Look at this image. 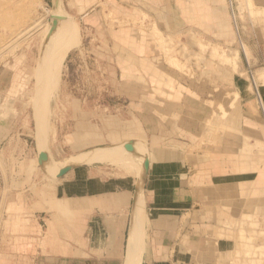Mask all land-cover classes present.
<instances>
[{
    "label": "rangeland",
    "instance_id": "374dc122",
    "mask_svg": "<svg viewBox=\"0 0 264 264\" xmlns=\"http://www.w3.org/2000/svg\"><path fill=\"white\" fill-rule=\"evenodd\" d=\"M197 1L204 6V0ZM95 2L93 12L100 15L94 30L72 17L80 41L63 59L47 100L41 136L45 135L42 145L52 166L62 168L79 159L83 161L79 167L101 179H112V169L124 174L128 170L108 157H97L103 162L80 157L112 145L116 138L112 131L124 128V120L119 122L116 112L124 113L128 100L137 103V114L142 101L150 116L175 110L178 117L181 114L189 120H174L176 125L198 129L197 140L183 137L190 144L189 151L205 153L229 189L223 202L213 206L201 223L182 221L178 242L186 248L185 255L209 256L212 264H264V79L258 74L264 70V0H213L212 10H194L195 19L189 9H181L182 25L174 35L161 32L163 27L154 22L156 10L138 6L131 11L125 0ZM40 4L38 0H0V264H37L36 256L38 264H44L45 253L52 252L38 243L44 234L28 221L23 208V200L58 173L46 170L37 158L43 142L38 139V126L35 130L36 120L34 124L38 59L50 12ZM63 4L62 11L69 13L72 0ZM158 12L164 16L166 10ZM155 28L161 30L168 51L155 37ZM116 30L135 35L132 45L138 54L131 59L141 61L149 56L167 72L149 76L139 63L134 67L138 77L133 79L132 89L111 90L115 70L119 88L124 81L119 58L113 54L125 40L112 36L111 41L109 36ZM128 44L125 47L131 48ZM121 92L129 97L123 98ZM184 106L190 114L183 113ZM198 109L208 112L207 120H199ZM131 129L134 131L133 126ZM130 141L136 142L134 150L118 147L143 161L145 148L137 140ZM44 223L40 221L42 227ZM142 252L143 243L140 264Z\"/></svg>",
    "mask_w": 264,
    "mask_h": 264
},
{
    "label": "crops",
    "instance_id": "0c3cea01",
    "mask_svg": "<svg viewBox=\"0 0 264 264\" xmlns=\"http://www.w3.org/2000/svg\"><path fill=\"white\" fill-rule=\"evenodd\" d=\"M39 1L41 8L51 7L52 0ZM95 1L98 0H72L73 8L66 15L83 20L88 30L92 31L100 15L99 12H93L98 4ZM125 1L126 8L131 11L138 6L152 12L156 10L157 20L154 22L163 27V31L160 30L163 34L167 30L172 35L180 31L181 9H189L195 19L197 14L194 10L214 8L213 0H204V6L198 5L197 0ZM165 2L169 5H164ZM63 3L64 0H61V8H64ZM161 9L166 10L164 16L158 12ZM109 36L111 41L112 36L125 40L124 46L119 45L113 54L119 58L120 74L124 81L119 88L118 71L114 69L112 74L115 79L111 81V90L132 89L133 79L138 77L134 74V67L139 66V63L145 67L144 71L148 75L152 72H167L150 61V53L141 61L130 58L138 54L133 51L137 39L131 32L110 31ZM127 42L131 48L125 47ZM109 45L112 56V44ZM127 97L123 94V98ZM126 103L124 113L120 110L116 112L117 120H124V128L112 131V136L116 137L112 144L132 138L147 150L149 156V171L141 191L144 238L141 264H212L209 256L202 257L196 252L185 255L183 250L186 248L178 242L180 224L183 220L192 224L201 223L207 212L218 203L221 204L229 193L226 188L228 182L221 180V176L213 171L205 153L189 151L190 144L183 137L197 140L198 129L192 130L189 124L184 123L176 125L174 120H186L181 118V114L178 117L173 110L150 116L143 110V101L140 104L141 113L137 114V103L133 100ZM182 109L183 113L189 111L190 114V109L185 106ZM122 114L123 118L120 117ZM207 114V111L199 110V120H207ZM123 171L124 174L112 169V179H101L78 167L60 180L45 183L35 190L30 199L23 200V208H26L24 216L38 227L37 231L44 234L38 243L44 244L46 251L48 248L52 251L45 253L42 263L124 264L136 176ZM40 221L45 222L43 227ZM34 259L38 264L39 256Z\"/></svg>",
    "mask_w": 264,
    "mask_h": 264
},
{
    "label": "bare ground",
    "instance_id": "6f19581e",
    "mask_svg": "<svg viewBox=\"0 0 264 264\" xmlns=\"http://www.w3.org/2000/svg\"><path fill=\"white\" fill-rule=\"evenodd\" d=\"M47 14H48L47 19L45 20L46 21L45 24L47 23V32H46L47 35L50 32L52 24H53L52 17H61L62 19L57 21V25H56L54 31L52 32V34L49 38H47V36H46L47 40L45 39V42L41 38L42 41L44 42V45H43L44 47H43L42 53L40 50L41 59L40 58L38 59L39 60L38 67L40 65V73H39L40 75H39V83H38V93H36L37 97H36V101H35L36 102V108H35L36 109V114H35L36 119L34 117V124H35V120L37 121V123H36L37 125H35V130H36V126H38V134L37 135H38L39 140H41V139L43 140L45 137V135H44V137L42 138L43 133H45V132H43L44 128H42V125H43L42 121H44L43 119L45 117V114L47 113L46 109H47L48 97L50 96L51 91L54 90V88L57 84V81H58V74H59V69H60L61 63H62L63 59L66 57V55L68 54L69 50L71 48H73L75 46V44L80 41V40H78V28L76 26L77 25L76 22L71 17L64 14V12L62 11L60 2L58 4L57 9L54 12L52 11V9L50 7V12ZM143 17H145V16L143 15ZM154 34H155V37L157 36V38L160 40V42L162 44L161 46H163V49L168 51V49H167L168 47L162 41L160 31L155 28ZM176 64H177V62H176ZM258 74H259V78L264 79V70H261ZM261 105H263V108H264V104L262 103V101H261ZM42 129H43V131H41ZM44 140H43V142L39 143V145H40L39 149L41 150L40 151L41 154L39 155V153H38L37 158L38 159L41 158L40 159L41 163H39V162L38 163L42 164V162H44V164H42V166L46 170H48L50 172H56V171H59V169L61 170L62 168H64L66 165H68L70 163H74V162L81 163V162H83V161H79V159H76L75 161L67 162L66 164H64V166L62 168H59V167L57 168V167L52 166V162H51L52 160L50 161L51 158L47 157V154H46V153H48V151L46 149H44L46 146L44 145L45 146L44 147L42 145V143L45 142ZM126 142H128V141H126ZM132 142H134V141H132ZM122 143L123 142L117 143V144H112L114 147H110V148H106V149L105 148H98V149H95L92 151L84 152V153H82V155L84 154L85 157H80V158L83 159L84 161L90 160V159H93V161H94V160H96L97 157H105L107 160H108V158H110L112 160V162L111 161H109V162H111V163L114 162V163H116V165H120V167L122 166L124 169L128 170L129 172L135 173V176L138 178V180H137L138 185H136V187H138L140 184V178H141V175L143 172L144 158L146 157V155H148V152H147V150H145L146 153L144 154L143 161H141L139 158L133 156L131 153H129L125 149L120 148L118 146H115V145H119ZM134 144H136V142H134ZM131 149L134 150V146ZM96 154H98V155H96ZM48 156H50V155H48ZM97 159L99 160L98 162H100V160H101V162L104 161V160H102V158L101 159L97 158ZM40 168L44 172L45 175H48L47 172L44 169H42L41 165H40ZM50 178H53V177H50ZM141 195H142V193L139 190L137 193V196H136V207H135V215H134V220H133V227H132V231L130 233V238L128 241V247H127V252H126V256H125L126 258H125L124 264H140V249H141V246H142V243L144 240L143 239V229H142V226H143V214H142L143 209L142 208L143 207H142ZM133 197H134V194H133Z\"/></svg>",
    "mask_w": 264,
    "mask_h": 264
},
{
    "label": "water",
    "instance_id": "95a60500",
    "mask_svg": "<svg viewBox=\"0 0 264 264\" xmlns=\"http://www.w3.org/2000/svg\"><path fill=\"white\" fill-rule=\"evenodd\" d=\"M60 1L61 0H52L51 9H52L53 12L57 9L58 4H59ZM52 19H53V24H52L50 32L47 35V38H49L51 36L52 32L54 31V29H55V27L57 25V21L61 20L62 18L61 17H52ZM47 38H46V40H47ZM40 59H41V56H40ZM115 146H122L125 149L129 150L130 148H133V146H135V144L132 141H128V142H123L122 144L115 145ZM110 147H114V146L110 145V146H106V147H103V148L106 149V148H110ZM40 163H41V161H40ZM42 164H44V162H42ZM80 164L81 163L74 162V163H70V164L66 165L64 168L59 170L58 173L52 179L53 180H60L66 174H68L72 170H75L76 168H78L80 166ZM148 171H149V156L146 155V157L144 158V162H143V172H142V175H141V178H140V184L135 189L134 197H133V201H132L130 224H129V233H128V241H129L130 233H131L132 227H133V220H134L135 207H136V196H137L138 191L139 190L142 191V189L144 187V184H145L146 179H147Z\"/></svg>",
    "mask_w": 264,
    "mask_h": 264
}]
</instances>
